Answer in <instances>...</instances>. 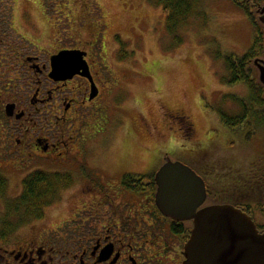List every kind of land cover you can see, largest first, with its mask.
Instances as JSON below:
<instances>
[{
  "label": "flooded vegetation",
  "instance_id": "flooded-vegetation-1",
  "mask_svg": "<svg viewBox=\"0 0 264 264\" xmlns=\"http://www.w3.org/2000/svg\"><path fill=\"white\" fill-rule=\"evenodd\" d=\"M18 1L0 0V264H184L194 222L176 221L156 203L157 174L171 161L161 147H156L155 153L160 157L152 155L153 161L144 171L96 161L93 147H83L87 159H77V164L70 158L60 163L55 156L58 142L77 113L92 110L91 116H101L103 112L104 49L97 41L86 42L82 35L76 41L75 19L66 15L72 10L69 0H23L29 11L42 16L40 25L34 22L31 12L18 8ZM262 20L264 16H259L263 29ZM64 56L68 57L67 65L60 62ZM58 62L68 71H55ZM254 66L260 81L264 55L254 61ZM233 98L247 101L250 97ZM240 110L239 114L225 113L241 117L246 111ZM222 112L216 111L221 125L210 128L207 140L198 148L201 154L192 152L194 158L220 151L219 146L227 148L229 157L236 160L249 157L251 145L256 155L260 147L264 149V118L259 125L257 117L245 116L242 124L228 127ZM259 112L257 115L263 117L264 109ZM168 121L179 127L183 142L195 139L194 122L189 116L170 115ZM106 126L110 127L107 119L102 127L89 126L85 136L91 131L99 140L108 131ZM100 127L104 131L96 135ZM257 134L263 139L252 140ZM182 141L170 140L177 148ZM83 143L87 145L88 141ZM255 146L259 151L255 152ZM257 157V165L249 167L248 173L234 172L236 166H229L232 171L224 176L228 186L216 185L220 177H216L212 165L204 166L197 159L195 170L184 164L206 185V199L198 212L232 206L248 215L264 234V192L250 198V191L262 182L255 170L264 165V152L261 150ZM10 164L23 171L21 190L11 187L6 169ZM41 173L50 175L52 184L59 185L50 190L53 198L32 202L24 197V182L34 175L40 180ZM220 187H228V193H221ZM65 197L66 216L54 220L52 214L65 207ZM74 197L79 198L78 202L70 204Z\"/></svg>",
  "mask_w": 264,
  "mask_h": 264
},
{
  "label": "rangeland",
  "instance_id": "rangeland-1",
  "mask_svg": "<svg viewBox=\"0 0 264 264\" xmlns=\"http://www.w3.org/2000/svg\"><path fill=\"white\" fill-rule=\"evenodd\" d=\"M160 2L69 0L68 6L72 10L66 15L75 19L76 41L82 35L86 42L97 41V45L104 49L106 94L101 116H91L92 110H82L74 116L76 120L58 142L55 156L60 163L65 164L70 158L77 164V159H87L83 147H93L91 153L94 152L92 156L96 161L144 171L153 161L152 155L160 157L155 153L156 147H161L171 161H180L195 170H198L197 159L203 161L204 166L212 165L216 177H220V183L216 185L228 186L224 176L232 171L229 166H236L234 172L245 170L248 173L249 167L257 165V156L261 150L264 152L263 148L259 146V151L255 146V152L259 151L256 155L254 145H251L249 157L242 160L230 158L228 149L223 146L206 157L197 155L194 158L192 152L195 150L201 154L200 143L207 140L210 128L219 123L216 111L239 114L241 104L233 96L250 97L247 87L230 86L233 73L231 75L228 71V58L243 59L251 51L256 38L253 25L231 0H196L190 14L184 15L188 17L184 20L181 16L182 23L171 35L168 31L169 14L165 13ZM18 8L31 12L35 23L40 25L43 22L42 16L29 11L23 0L18 1ZM174 19L179 18L175 16ZM259 25L262 27V23ZM182 113L194 122L196 137L193 140L183 142L179 127L168 121L170 115ZM105 119L110 127L106 126L108 131L103 138L96 139L91 131L87 134L89 137L85 136L89 126L102 127ZM101 127L96 135L104 131ZM219 129L225 128L219 126ZM210 133L215 138L212 129ZM172 138L181 140L182 144L175 147L170 142ZM253 139L263 138L257 134ZM83 140L88 141L87 145ZM12 165H6L11 187H20L21 190L20 172L23 171ZM250 192L251 199L262 196L264 181ZM66 198L65 207L52 214L54 220L66 216ZM78 199L70 198V204Z\"/></svg>",
  "mask_w": 264,
  "mask_h": 264
},
{
  "label": "water",
  "instance_id": "water-1",
  "mask_svg": "<svg viewBox=\"0 0 264 264\" xmlns=\"http://www.w3.org/2000/svg\"><path fill=\"white\" fill-rule=\"evenodd\" d=\"M60 62L67 65L68 57ZM54 69L68 71L59 62ZM260 70L264 85V67ZM156 182V203L161 211L176 221L194 222L184 264H264V234L248 215L228 205L198 212L206 199V185L191 168L170 161L157 174Z\"/></svg>",
  "mask_w": 264,
  "mask_h": 264
},
{
  "label": "trees",
  "instance_id": "trees-1",
  "mask_svg": "<svg viewBox=\"0 0 264 264\" xmlns=\"http://www.w3.org/2000/svg\"><path fill=\"white\" fill-rule=\"evenodd\" d=\"M238 8L243 10L246 17L252 23L255 29V43L251 51L243 59H235L234 57L228 58V68L229 73H233V83H244L245 86L250 91V98L247 101L238 100L233 98L235 101L241 104L246 112L241 117H232L227 113L221 114L223 122L228 127H235L240 125L242 119L245 116L250 118L257 117L258 124H263L264 116H259V110L264 109V86L260 83L258 72L254 66V61L260 56L264 55V30L258 23L259 20V11L261 8H264V0H231ZM196 0H161L160 4L163 10L168 15V31L172 35L174 34L180 24L182 23L180 18L185 14H190L192 11V3ZM179 19H174V17ZM188 16H184V20ZM255 110H258L254 113ZM239 123V124H238ZM257 173V179L259 181L264 180V165L260 166L259 169L255 170ZM40 180H37V176L34 175L27 179L24 182V189L26 193L24 194L25 198L30 199L32 202H38L40 200H46V198H53L54 195H49L50 190L54 189L56 185L52 184L51 176L48 174L41 173ZM40 183L37 184L36 182ZM61 182V180H59ZM261 184V183H259ZM2 187V186H0ZM221 193H228V187L219 188Z\"/></svg>",
  "mask_w": 264,
  "mask_h": 264
}]
</instances>
